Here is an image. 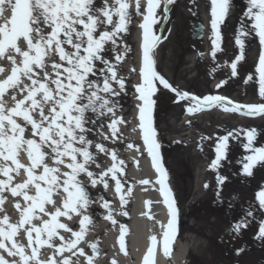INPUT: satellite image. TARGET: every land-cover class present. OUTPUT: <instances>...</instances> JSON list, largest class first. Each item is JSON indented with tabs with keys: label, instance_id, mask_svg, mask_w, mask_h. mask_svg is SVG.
Wrapping results in <instances>:
<instances>
[{
	"label": "snow or ice",
	"instance_id": "1",
	"mask_svg": "<svg viewBox=\"0 0 264 264\" xmlns=\"http://www.w3.org/2000/svg\"><path fill=\"white\" fill-rule=\"evenodd\" d=\"M160 2L161 0H147V15L144 16V23L141 25L144 30L143 67L140 70L143 82L136 85V90L140 93L139 99L143 102L139 106V128L143 132V140L152 158L153 166L160 173L158 181L161 185L160 191L171 217L164 232V252L167 255L169 244L175 238L177 231V209L171 192L165 185L166 171L160 163L158 153L160 145L155 140L156 132L152 126V106L155 101L150 97L157 90L155 81L171 89L180 99L190 98L193 106L188 108L189 112H195L202 106L210 108L220 105L224 106L225 111H243L245 115H256L264 114V104L240 105L218 95L199 98L190 96L187 92L180 93L173 88L155 70L154 60L150 56V49L161 39L151 35V25L156 23L154 15L156 9L160 7ZM173 2L174 0H166L164 19H167V6ZM210 4L211 28L219 38L217 25L223 21L229 10V0H210ZM129 6L128 0H101L99 6L96 0H0V16L8 11L11 13L10 19L5 18L4 23L0 24V58L7 57L13 64L11 74L0 81V158L4 161L10 160L14 165V168L0 166V173L8 177L7 180L0 179V206L6 199L3 195L5 191H10L12 196H21L25 202H30L23 208L19 202L15 203L14 206L20 211L21 217L18 223H9L7 215L0 219V250H4L9 256L19 257V261L9 262L0 255V264H29V261H36V264H72L70 258H64L62 261L52 259L46 262L39 261L38 249L44 245L53 246L51 241L57 235L56 229L72 231L67 224L58 222L57 217L67 216L71 219L69 213L82 215L81 210L86 209L91 203L83 182L77 177L83 173L93 186L103 183L107 188V181L103 177L111 172L112 179L116 181V191L118 193L121 191L120 180L116 179V163L102 172L99 178L89 171L90 164L95 163V157L89 149L94 146L101 152L109 150L101 143H94L88 138V133L91 131L88 125L95 123L89 113L100 116L106 113L115 115L116 105L111 97L118 96L119 91L112 86L113 82L119 85L120 90L125 87L124 79L117 75L116 65L106 58L105 53L108 51L106 45L109 43L113 50H116L120 33L127 31L126 25L130 23V15L127 11ZM136 11L139 14V0H136ZM114 16L118 19L114 20ZM244 16L253 21L252 28L259 37L261 45L257 71L260 83L259 95L264 98V0H248ZM41 21L50 31L45 32L38 26ZM33 25L37 26L33 27ZM109 25L112 26L111 30H108ZM21 38L26 48H22L18 43ZM215 43L214 40L213 44ZM240 43L238 39L237 44ZM9 50L22 57L20 64L16 63L15 56L9 54ZM55 57H58V61ZM122 58L117 54L115 59L120 61ZM236 59L238 61L241 57L237 56ZM49 67L52 69L51 72L48 71ZM231 67L235 75L236 63L233 62ZM0 71L3 69L0 68ZM21 76L31 83L19 87L22 83ZM223 83L222 81L221 84ZM9 88L18 89L23 98L17 100L14 94L11 97L14 106L6 109L3 95ZM16 118H21L23 124L18 123ZM119 122H122V118H115L109 124L113 136L118 131L116 125ZM29 126L32 138H25ZM254 133L255 129L248 132V144L244 145L245 148L251 147ZM230 136H232L231 132L218 138L221 143L217 145L218 155L211 167H216L220 159L219 153ZM21 148H25L27 152L31 161L29 166L21 164L17 159L18 150ZM112 158L116 160L114 151ZM48 160L52 161L53 166L49 165ZM246 160L248 162L244 164V171L252 175L253 166L258 162H264V147L253 149V155L246 157ZM62 166L69 171L62 172ZM38 167H42L43 171L37 175L35 170ZM21 168L25 169L27 179L13 186L11 184L13 178L9 173L15 171L18 174ZM217 179L218 183H222L225 178ZM39 182H44L46 186L42 187ZM33 184L36 194L29 195L27 189ZM61 188L67 194L63 198V211L57 207L54 213H46L51 215L52 219L44 221L43 227L32 224L37 209L44 213L45 204L51 203L55 206L52 194L59 193ZM219 195L218 191V198ZM257 198L260 208L264 209V190L257 193ZM120 199L123 203L124 197L121 196ZM103 206L108 208L109 203L104 201ZM247 215L251 216L252 212L248 211ZM106 218L112 220L110 212ZM86 222H90V217L84 215L80 220V231L72 232L76 239L56 247V252L63 253L65 250L76 249L77 243L84 235ZM25 225L30 226L25 228ZM246 226L247 220L242 218L233 224L232 229L239 231ZM20 229L26 233L27 247L31 248L30 255L25 252L26 246L14 239ZM44 233L46 238L42 239ZM123 235L122 227L120 237L122 250H124ZM258 238L264 239V220L260 222ZM60 239L64 240L63 237ZM151 239L155 245V237ZM5 241H10V246ZM33 244L36 247H33ZM90 247L94 252L97 251L96 244H91ZM241 251L243 249H238L237 254ZM152 252L153 249L150 248L148 255L145 256V264H150L149 257ZM77 253L86 255L83 249H77L73 255ZM86 259L87 264H93L92 256H86ZM113 264L116 262L113 261Z\"/></svg>",
	"mask_w": 264,
	"mask_h": 264
},
{
	"label": "rangeland",
	"instance_id": "2",
	"mask_svg": "<svg viewBox=\"0 0 264 264\" xmlns=\"http://www.w3.org/2000/svg\"><path fill=\"white\" fill-rule=\"evenodd\" d=\"M96 3L99 6L101 0ZM231 6L233 12L226 13L217 25V38L210 23V0H175L168 7L167 20L161 4L156 9V23L151 29L152 35L161 37L155 48V68L179 92L199 98L227 95L240 105L264 104V98L259 95L257 71L261 45L252 28L253 21L244 16L248 0H229V9ZM201 9L209 20L204 37L195 40L190 37L187 27L193 20L202 22ZM129 15L130 23L126 25L127 31L120 33L116 50L110 43L106 45L105 56L116 65L117 75L126 74L129 65L137 61L134 33L139 14ZM111 28L109 25L108 30ZM238 39L240 44H237ZM117 54L123 57L120 61L115 59ZM237 56L241 57L238 61ZM233 62L236 63L235 75L231 67ZM225 73H229V79ZM215 80L217 84L212 87ZM113 85L118 86L114 88L119 91L118 96L111 98L115 108L128 109L133 93L125 87L120 90L116 83ZM155 85L157 90L152 93L154 121L162 140L165 184L171 187L173 197L178 206L182 205L186 217L185 223L182 219L177 222L175 240L179 245H186L190 239H195L194 243L190 240V248L186 251V264H264V239L258 238L260 222L264 218L250 216L246 219L249 221L246 227L234 231L233 224L248 210L246 205L228 207L230 202L244 200L248 209L250 206L255 208L249 204L250 200L264 190V162L253 166L252 175L244 171V164L248 162L246 157L253 155V149L264 147V116L240 117L220 105L206 111L200 108L189 112L193 102L180 99L159 81H155ZM89 116L92 120L104 117L92 113ZM252 129H255L254 139L251 147L245 148L248 132ZM229 132L232 136L213 168L211 165L218 155L217 145L221 143L218 138ZM218 177L225 179L218 183ZM83 185L92 202L93 192L84 182ZM215 205L218 207L216 214L211 213ZM238 249L243 251L237 254Z\"/></svg>",
	"mask_w": 264,
	"mask_h": 264
},
{
	"label": "bare ground",
	"instance_id": "3",
	"mask_svg": "<svg viewBox=\"0 0 264 264\" xmlns=\"http://www.w3.org/2000/svg\"><path fill=\"white\" fill-rule=\"evenodd\" d=\"M129 8L127 9L129 14H137L136 0H128ZM140 11L137 18V24L135 26L136 31L134 33V39L136 44V56L137 61L134 65H129L126 70V74L118 75L125 81V89L128 92H132L131 106L126 110L118 108L114 109L115 115L106 113L104 117L96 118L95 123H90L88 127L91 131L88 133V138L93 140L94 143L98 142L104 145L109 151L101 152L94 146L89 150L95 157V163L90 164L89 171L96 174V178H99L102 172L109 169L113 163L117 164L116 179L120 180L121 191H116V181L112 179V173L109 172L103 177L107 181L108 187L105 188L103 183H97L93 186L89 178L81 173L77 179L87 184L90 190L94 194V199L87 206L86 209H82V215L75 213H69L71 219L67 216L57 217L58 222L67 224L72 230L67 231L65 229H56L57 235L52 238V247L44 245L38 249L39 261L46 262L50 259L55 261H62L64 258H70L72 264H87L86 256L93 257V264H145V256L148 255L149 249L152 248V255L149 257L150 264H186L185 252L190 248V240L192 243L195 239H190L186 245L177 244L176 240H172L169 244V253L166 255L164 252V232L167 230L166 220L168 217V209L164 202V196L160 191L159 178L160 175L153 166L152 158L147 151V146L143 140V132L139 128V106L142 105V101L139 99L140 93L136 90V85L143 82L141 75V68L143 67V34L144 30L141 25L144 23V16L147 15V0H139ZM162 4L166 3V0H161ZM165 12V11H164ZM10 11L5 12L3 16H0V24L4 23V19H10ZM201 20L207 26L208 16L204 13L200 14ZM118 17L114 16V20ZM10 26V25H9ZM37 25H33L36 27ZM43 28L45 32L50 31L43 21L38 25ZM235 30L232 33H236ZM206 32V31H205ZM235 40L237 37L232 36ZM22 48H26V44L21 38L18 41ZM157 43L150 49L152 57L154 58L155 65V47ZM9 54L15 56L16 63L20 64L22 57L16 54L14 51L9 50ZM151 56V55H150ZM58 61V57H55ZM13 64L7 59V57L0 58V81H3L11 74ZM51 72V67L48 68ZM229 73H225L227 79ZM43 76V73H41ZM22 83L19 87H23L24 84H30L31 81L21 76ZM115 82H113L114 84ZM216 80L213 82L212 87L216 85ZM113 87H118L114 86ZM16 95V99H22L23 96L19 94L18 89L9 88L3 95V100L6 102L5 108H11L14 106V102L11 97ZM26 94V93H25ZM227 97L230 101L234 100L231 97ZM39 98V97H38ZM112 98V97H111ZM152 99V95L150 97ZM191 102V101H190ZM231 106V105H229ZM115 118H122V122L116 125L118 131L113 136L112 129L109 127L111 121ZM18 123L23 124L21 118H16ZM153 126V123H152ZM156 132V128L153 126ZM25 138L31 137L30 126L26 129ZM155 140L159 144V138L157 132ZM131 145V146H130ZM112 151L116 154V160L112 158ZM17 159L25 166H29L31 161L27 155L25 148L18 150ZM120 161L123 163L121 164ZM50 166H53L51 160L47 161ZM6 165L9 168H14L12 161H4L0 158V166ZM122 169V171H121ZM42 167H38L35 170V174L42 173ZM61 171H69L66 167H61ZM12 176L11 184L15 186L17 183H22L27 179V174L24 168L19 170L17 174L15 171L9 173ZM0 179L7 180L8 177L3 176L0 173ZM146 181V182H145ZM41 186H46L44 182ZM168 188V187H167ZM171 190L170 188H168ZM29 195H35L36 190L33 185H29ZM6 199L2 206H0V219L5 215L9 217V223L16 224L20 220V211L15 208V203L19 202L21 208L25 207L27 203L21 196H12L10 191L3 193ZM67 194L63 192L61 188L59 193L52 194V200L55 201V206L51 203L45 204V212L41 213L37 209L33 215L32 224L37 227H43L44 221H51L52 216L46 213H54L57 207L63 211V198ZM124 197V202H121L120 197ZM104 201L109 203V207L103 206ZM111 213L112 220L106 217ZM126 213V214H125ZM86 215L90 217V222L85 224V232L82 239L77 243L76 249L65 250L63 253L56 252V247L66 243L69 240L76 239L72 232L80 231V220ZM25 225L24 227H29ZM123 227V239L124 250L121 249L120 237ZM35 236V233H33ZM60 237H63L62 241ZM152 237H155L156 243L153 245ZM46 238V233L42 234V239ZM19 244L25 245V252L27 255L31 254V248L27 247L28 241L26 233L23 229L18 231V234L14 237ZM10 246V241H5ZM91 244H96L98 250L93 251ZM33 247H36L33 244ZM77 249H83L86 255H73ZM0 255H3L9 262L16 260L19 261L18 256H9L4 250H0ZM29 264H36V261H29Z\"/></svg>",
	"mask_w": 264,
	"mask_h": 264
},
{
	"label": "flooded vegetation",
	"instance_id": "4",
	"mask_svg": "<svg viewBox=\"0 0 264 264\" xmlns=\"http://www.w3.org/2000/svg\"><path fill=\"white\" fill-rule=\"evenodd\" d=\"M254 206H255V207H258V209H259V211H260L261 213H264V209H261L260 206H259V200H256V201L254 202Z\"/></svg>",
	"mask_w": 264,
	"mask_h": 264
},
{
	"label": "water",
	"instance_id": "5",
	"mask_svg": "<svg viewBox=\"0 0 264 264\" xmlns=\"http://www.w3.org/2000/svg\"><path fill=\"white\" fill-rule=\"evenodd\" d=\"M200 31H201V26H199V27L197 28V36H196V37H199V35H200ZM181 212H182V209H180V215H181Z\"/></svg>",
	"mask_w": 264,
	"mask_h": 264
}]
</instances>
